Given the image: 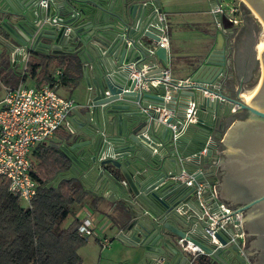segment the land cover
<instances>
[{
	"label": "water",
	"instance_id": "95a60500",
	"mask_svg": "<svg viewBox=\"0 0 264 264\" xmlns=\"http://www.w3.org/2000/svg\"><path fill=\"white\" fill-rule=\"evenodd\" d=\"M245 1L264 22V0ZM161 10V0H53L50 13L39 0H0V26L5 32L0 44L7 43L10 57L27 49L70 53L83 61L85 111L72 109L78 121L64 137L68 144L53 145L67 155L71 170L92 181L93 187H85L88 192L102 190L113 198L114 190L120 189L119 201L130 215L119 236L142 249L148 264H185L180 239L223 264H234L224 255L229 253L249 264L237 243H227L222 232L214 233L222 246L209 242L205 232L209 218L202 214L200 201H206L211 211L218 204L210 198L205 169L198 168L205 162L213 172L216 168L218 143L209 136L212 126L217 135L222 132L219 107L229 112L236 104L248 110L247 116L236 118L223 140L227 156L218 163L215 188L226 207L241 206L235 208L244 216L242 247L253 264H264V48L258 88L240 95L238 86L234 96L232 87L224 90L233 76L232 54L222 25L228 18L217 13L216 32L210 35L214 39L203 44L191 65L190 84L174 88L177 79L164 78L165 69L170 72L167 47L156 42ZM50 14L56 22L45 19ZM262 41L264 45V27ZM156 77L160 82L152 85L150 80ZM178 94L184 98L179 100ZM191 101L195 120L185 123ZM161 108L172 110L165 122L160 120ZM169 123L177 126L175 138ZM190 129L191 136L184 140ZM182 170L194 176L192 185L177 177ZM199 182L204 183L201 198L196 193Z\"/></svg>",
	"mask_w": 264,
	"mask_h": 264
},
{
	"label": "trees",
	"instance_id": "16d2710c",
	"mask_svg": "<svg viewBox=\"0 0 264 264\" xmlns=\"http://www.w3.org/2000/svg\"><path fill=\"white\" fill-rule=\"evenodd\" d=\"M243 7L249 11L244 4ZM248 21L249 17H246V24ZM57 55L58 64L66 63L67 66L58 80L45 61L51 55L32 50L26 69L22 73L11 72L4 85L14 80L8 85L14 87L28 75L35 78L36 85L66 82L69 74L77 72L80 78L81 67L77 57L73 54ZM256 65L257 61L250 64L246 79ZM62 135L66 137L67 132L63 131ZM32 154L36 157L32 175L37 190L29 204L22 205L20 198L9 190L8 181L0 176V264H82L78 249L87 237L80 233L77 217L68 226H63L62 221L71 211L72 204L84 202L89 193L79 177L57 176L70 165L69 158L59 148L46 140L39 142ZM189 264L223 263L210 254L197 253L189 254Z\"/></svg>",
	"mask_w": 264,
	"mask_h": 264
},
{
	"label": "built area",
	"instance_id": "2783aa9c",
	"mask_svg": "<svg viewBox=\"0 0 264 264\" xmlns=\"http://www.w3.org/2000/svg\"><path fill=\"white\" fill-rule=\"evenodd\" d=\"M39 3L48 7L49 13L52 11L53 0H39ZM223 10L220 3L214 8L217 13H222ZM235 10V6L228 9L230 14ZM45 19L50 22L57 21V17L51 14ZM157 19L160 22V37L156 42L168 48L169 23L166 12L159 11ZM228 20L233 24L238 22V18L234 15H229ZM165 70L167 74L164 78L169 82L171 79L169 70ZM55 74L60 75L61 70L57 69ZM159 82L160 79L157 77L150 80L152 85H157ZM189 84L190 79L187 76L177 79L176 84L172 85L177 88L179 85ZM165 96L169 98L168 90ZM74 105L75 99L73 97L58 93L55 86L47 82L41 85L28 86L23 84L21 80L14 87L5 86V92L0 97V176L8 181V188L12 193L20 199L26 200L28 204L37 190V183L32 175L34 170L31 157L32 150L39 142L46 141L54 135L64 124ZM194 105V102L191 101L187 107L185 123L195 120ZM236 108L237 105L235 104L231 110L235 111ZM160 120L165 122L166 115L162 113ZM169 125L173 129L172 136L175 138L179 134L176 131L177 126L175 123H169ZM201 152H205V148ZM177 177L182 179L186 185H192L194 182V176L186 173L185 170H182ZM208 188L210 197L214 196L216 193L215 185L208 184ZM203 189L204 183H197L196 193L199 198L202 197ZM200 204L203 208L202 214L209 218L205 227L209 242L214 247L222 246L214 233L220 231L224 234L225 232L227 243H237L239 252L243 253V212L236 210L235 207H226L223 202H217L218 207L213 211L210 210V205L206 201L201 199ZM76 217L79 220L78 229L81 234L86 237L95 236L103 247L109 245L110 236L104 234V226H99L96 223L95 215L89 207L82 205ZM180 244L183 250L189 254L205 253L203 249L189 240L184 242L183 239H180Z\"/></svg>",
	"mask_w": 264,
	"mask_h": 264
},
{
	"label": "crops",
	"instance_id": "0c3cea01",
	"mask_svg": "<svg viewBox=\"0 0 264 264\" xmlns=\"http://www.w3.org/2000/svg\"><path fill=\"white\" fill-rule=\"evenodd\" d=\"M221 4L223 7V12L227 18L230 14L227 8L224 7V5L217 0H161V7L164 12H166L168 17V23H169V30H168V36H169V46L167 48V55L169 58V65L170 68L169 76L172 78H185L189 74V70L191 68V65L196 59V56L200 55L203 51V44L207 41L213 40L214 38L211 37V34H215L216 32V25H215V15L217 12L211 11V9L216 8L218 4ZM246 23V16L242 15L241 24L245 25ZM225 28L224 33V39L225 44L230 46L231 48V54L232 59L230 60V65L232 66L233 76L230 78L228 85L225 84L224 90L233 89L232 95H235V90L239 86L240 79L242 78V71L247 68L246 64L244 63L246 59L245 48L240 53L241 57H238V47H237V32L234 30V27L229 23V20L224 19V24H222ZM64 46H61L63 48ZM237 49V50H236ZM13 53V52H12ZM45 54V52H42ZM19 53L14 52L12 55V60L15 59V57ZM30 52L26 51L24 54L21 53V60H20V67L23 65V70L27 67V60L29 58ZM47 54H50L51 56L47 58L45 61L48 62L47 67L48 69L52 70L53 76L55 75L56 79L60 76L55 74V71L57 69H60L61 72L67 67L66 63L65 65H59L58 64V57L57 54L60 55H67L70 53H63V52H52L48 51ZM74 55V54H73ZM77 59L80 62L81 67V76L79 78L78 72L75 74H69L67 81H56L54 83V86L58 93L64 95V96H71L75 99V105L73 108L79 110L80 112H84L85 108L82 106L85 94H86V82L82 70V63L83 61L80 59L79 56H76ZM237 59L238 63L235 64V60ZM25 60V62H24ZM158 63H161L160 60L157 61ZM18 64V63H17ZM165 68V67H164ZM20 69V68H19ZM248 70V69H247ZM21 73V72H20ZM89 75H91L90 71L88 72ZM80 75V74H79ZM31 76V75H28ZM27 76V77H28ZM32 77V76H31ZM34 78V77H33ZM35 79V78H34ZM36 85V84H35ZM5 89V86H3ZM243 92H240V95ZM179 100H182L184 98L183 94H178ZM176 106V105H175ZM158 108V107H157ZM220 113L222 114L221 119L224 121V126L222 128V132L220 135L218 134V131H216L215 127L212 126V130L210 131L209 138H212L215 142L218 143V146L216 147L214 143V147H216V151L219 154V159L215 163L216 168L213 172V170L208 169L211 167V164L209 162H205L202 166H199L200 169H205L206 177L209 184H218L219 179L216 173L218 163L221 161H225L226 158V152H227V144L223 142L228 130L232 128L234 121L238 116H247L249 111L242 108H236L235 111H232L230 109L229 112H227V109L220 106ZM162 113L164 115H167L171 113V109L161 108ZM216 115H212V118H214ZM78 121V117L76 113L72 110L68 116L64 124L54 133L51 138H49L47 141L51 143L52 145L54 143H63L68 144V141L65 140L62 133L63 131L68 132L72 128H74V125ZM192 129L188 130V134L184 140H188L191 136ZM215 134L217 137H215ZM198 135L197 131L193 136ZM192 139L194 137H191ZM210 140V139H209ZM191 143V141H190ZM190 145L189 143H187ZM54 146V145H53ZM192 146V145H191ZM56 147V146H55ZM58 148V147H57ZM213 163V162H212ZM75 175V173L73 171ZM117 174H119V170H117ZM81 182L83 183L84 187H93L92 181L86 179L85 177H79ZM89 184H88V183ZM88 196L85 199L84 202H82L84 205H87L86 203H90L95 210L99 213L98 216L95 217L96 223L101 226H104V234L111 236V240L116 238L117 240L112 241V245L114 247L113 251L110 253L108 261H99L97 264H115V263H121V262H129L130 264H148L146 260L143 259L141 256L142 249L134 248L127 244L125 241H123L119 234L120 230L124 227L123 224L126 222V218L129 214L125 206H123L119 199L121 196L120 189L114 190V197L109 198L108 196H105L103 194V191H98L97 194H94L93 192H88ZM211 198V197H210ZM217 202H223L217 195V192L214 196H212ZM82 204V205H83ZM81 205V206H82ZM80 206V207H81ZM79 207V208H80ZM235 207H241L235 206ZM244 220V218H243ZM230 229H233L230 227ZM242 230L244 232L243 226ZM233 231V230H232ZM96 238V237H95ZM96 240H98L96 238ZM245 242V232L244 236L242 238V245H244ZM110 243V245H111ZM109 245V246H110ZM108 246V247H109ZM244 251V256L247 259L249 264H253L248 257L247 253ZM184 253L187 254V261L185 264H189V253L187 251H184ZM226 257L232 261L234 264H242L240 261H238L236 258H234L233 253L224 254Z\"/></svg>",
	"mask_w": 264,
	"mask_h": 264
},
{
	"label": "rangeland",
	"instance_id": "374dc122",
	"mask_svg": "<svg viewBox=\"0 0 264 264\" xmlns=\"http://www.w3.org/2000/svg\"><path fill=\"white\" fill-rule=\"evenodd\" d=\"M220 2L224 5L225 8L229 9L230 6L234 3L236 4V2H243L248 8H249V16H245L248 18L249 17V21L247 22V24L245 23V31L243 32L242 30H244V26L240 25L241 24V20L238 21V23H236V40H237V47H238V57H241L240 53L243 51V49L245 48V53H244V57L246 54V59L249 58V61H251L250 64H253L255 61H257V65L255 67V69L253 70V72L251 73L249 79H246L244 77L245 80L242 81V92L246 93V92H250L252 89L255 88V86L257 85V87L260 84V80H261V76H262V67H261V63L259 60V56L256 50V44L257 42L262 38V31H263V27H264V22L262 21V19L258 16V14H256V12H254V10L252 8H250V5L247 4V2L245 0H220ZM243 9V8H241ZM237 17L241 19V15L237 14ZM247 25V26H246ZM258 59H257V58ZM250 64H248V66L246 65L247 69L249 68ZM14 80H9V82H7L8 85L12 84ZM22 83L28 86H33L36 84V81L33 77L28 76L26 77L24 80H22ZM6 85V86H8ZM5 89L3 86H0V97L4 94ZM32 160L35 161L36 157L31 154ZM35 165V163H34ZM47 174V173H45ZM20 202L22 205L26 206L28 204V202L24 199H20ZM83 203H78L75 202L72 204V208L71 211L69 212V214L66 216V218L62 221V225L63 226H68L73 219L77 216L78 212H79V207L82 205ZM87 207L90 208V210L94 213L95 217L99 215V213L95 210V208L90 204V203H86ZM84 205V204H83ZM99 226H101L99 224ZM98 226V227H99ZM100 229V228H99ZM109 236V235H108ZM111 237V236H110ZM114 240H117L116 238L112 239L110 241V243ZM109 243V245H110ZM108 245V246H109ZM108 246H101L100 243L98 242V240H96L95 236L90 235L87 237V241L82 244L78 251L80 253V255L82 256V264H97L99 263V261L101 260L103 261H108L110 253L113 251L114 247L111 243V245ZM118 264V263H115Z\"/></svg>",
	"mask_w": 264,
	"mask_h": 264
},
{
	"label": "flooded vegetation",
	"instance_id": "af4514ba",
	"mask_svg": "<svg viewBox=\"0 0 264 264\" xmlns=\"http://www.w3.org/2000/svg\"><path fill=\"white\" fill-rule=\"evenodd\" d=\"M243 4H244L243 2L242 3L241 2H236V4L233 3L231 6H235L236 7V10L233 13H231V15H234V16L237 17V14H240L241 15V19H242V15H244L246 13L249 15V11L246 12V10L243 7ZM241 8H243V9H241ZM241 19L238 18V21L241 20ZM231 25L234 27V30H235L236 23L235 24L231 23ZM242 31L244 32V30H242ZM4 33L5 32L1 29V26H0V34H3L4 35ZM13 60H14V64L12 63ZM13 60H12V58L9 55V50H8V47H7V43L4 42V44H0V86H5L4 85L5 84V81H7V79H9L11 72H19L18 69L21 68L20 67V63H19L20 60H21V52ZM236 63H238L237 59L235 60V64ZM244 63L248 66V64H250L251 61H249V58H248L247 60L244 61ZM247 74H248V70H247V68H245L242 71V76H241L242 78L240 79L239 86L242 87V85H243L242 84V81L245 80L244 77H246ZM57 176L58 177H70V176L80 177V174L75 175L73 173V170L70 169V165H69V168L66 171L60 172Z\"/></svg>",
	"mask_w": 264,
	"mask_h": 264
},
{
	"label": "bare ground",
	"instance_id": "6f19581e",
	"mask_svg": "<svg viewBox=\"0 0 264 264\" xmlns=\"http://www.w3.org/2000/svg\"><path fill=\"white\" fill-rule=\"evenodd\" d=\"M255 47H256L257 53H258V55H259L260 52H261V51L263 50V48H264L262 38L257 42V44H256ZM257 88H258V87H257V85H256L255 88L252 89L250 92H246V93H242V94H249V93L253 92L254 90H256Z\"/></svg>",
	"mask_w": 264,
	"mask_h": 264
}]
</instances>
